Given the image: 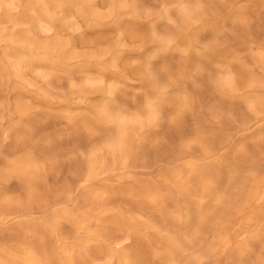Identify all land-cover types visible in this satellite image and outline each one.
I'll list each match as a JSON object with an SVG mask.
<instances>
[{"label": "rangeland", "instance_id": "obj_1", "mask_svg": "<svg viewBox=\"0 0 264 264\" xmlns=\"http://www.w3.org/2000/svg\"><path fill=\"white\" fill-rule=\"evenodd\" d=\"M0 264H264V0H0Z\"/></svg>", "mask_w": 264, "mask_h": 264}, {"label": "bare ground", "instance_id": "obj_2", "mask_svg": "<svg viewBox=\"0 0 264 264\" xmlns=\"http://www.w3.org/2000/svg\"><path fill=\"white\" fill-rule=\"evenodd\" d=\"M123 143L124 142H122V145H123ZM254 196L256 195V191H254V194H253ZM33 258V256L32 255H30V254H26L24 257H23V260L24 261H28V260H31Z\"/></svg>", "mask_w": 264, "mask_h": 264}]
</instances>
